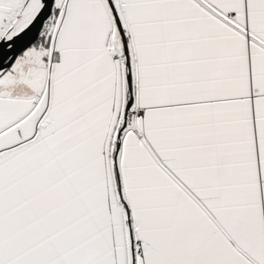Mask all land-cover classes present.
I'll use <instances>...</instances> for the list:
<instances>
[{
	"label": "snow or ice",
	"instance_id": "snow-or-ice-1",
	"mask_svg": "<svg viewBox=\"0 0 264 264\" xmlns=\"http://www.w3.org/2000/svg\"><path fill=\"white\" fill-rule=\"evenodd\" d=\"M0 264H264V0H0Z\"/></svg>",
	"mask_w": 264,
	"mask_h": 264
}]
</instances>
